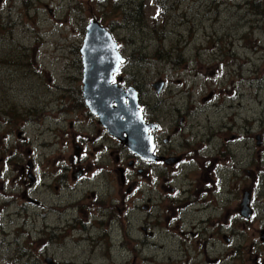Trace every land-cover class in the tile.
Returning a JSON list of instances; mask_svg holds the SVG:
<instances>
[{"label":"rangeland","instance_id":"obj_1","mask_svg":"<svg viewBox=\"0 0 264 264\" xmlns=\"http://www.w3.org/2000/svg\"><path fill=\"white\" fill-rule=\"evenodd\" d=\"M162 1L168 9L157 17ZM174 1L15 0L9 17L0 20V264H45L47 258L56 264H168L183 257L180 246L179 256L170 254L174 244L164 238L172 226L163 212L153 211L154 239L144 246V237L127 231L121 205L108 245L107 220L102 228L91 227L90 222L96 223L92 215L85 223L84 213L71 208L82 203L87 190L99 191L100 180L76 183L70 173L61 172L74 155V140L77 144L83 135L96 134L97 125L82 104L79 56L91 21L117 43L126 62L114 81L136 92L146 122L160 127L161 142L169 139L176 157L182 138L217 140L212 146L222 151L223 160L231 155L233 172L247 179L250 192L258 190L263 209L249 226L264 218V0ZM160 82L157 93L153 86ZM19 148L24 153L29 148L35 160L39 180L33 188L4 164L12 163ZM103 155L108 151L98 157ZM182 171L165 170L169 186L179 188ZM24 190L48 210L27 205L21 200ZM157 192L154 197L175 204L174 211L175 195ZM57 206L66 209L60 218L52 211ZM140 217L131 225L139 227ZM172 222L182 223L178 213ZM181 225L175 233L191 230ZM87 238L101 242L91 250ZM219 243L216 253L225 249ZM237 245L234 240L232 247ZM209 255L215 257L211 250Z\"/></svg>","mask_w":264,"mask_h":264},{"label":"flooded vegetation","instance_id":"obj_2","mask_svg":"<svg viewBox=\"0 0 264 264\" xmlns=\"http://www.w3.org/2000/svg\"><path fill=\"white\" fill-rule=\"evenodd\" d=\"M179 1L175 0L174 3H179ZM14 3L15 0H0V20L9 17L10 11L14 9ZM162 3L163 6L158 7L157 10L160 14L162 11L166 13L168 9L166 2L162 1ZM116 85L118 84L116 83ZM81 98L86 110L85 114L90 116L89 119L97 125L96 134L93 136L83 135L85 138L83 137L77 144L74 140V155L66 159L67 165L61 169V172L70 173L71 180L76 183L87 180L89 183L94 181L93 185H95V181L100 180L97 184L100 192H97L95 188L87 190L85 198L81 199L82 203L75 204L71 208L84 213L85 223H89L88 215H92L96 219V223L90 222L91 227L102 228V220H107L108 245H112L111 228L119 223L122 205L125 206L127 231L129 234L134 232L144 237V241L141 242L144 246H147L148 243L151 245L150 241L154 239V232L150 228L156 226L149 224L153 219V211L163 212L166 225L172 226L171 230L166 228V238H164L171 240L174 244L170 254L174 252L176 256H179L178 246L182 249L181 253L183 254L181 259L175 260L174 263L168 261V264H223V260L226 259L228 260L227 264H250L252 256L253 264H264L261 262L264 257V218L260 217L259 225L249 226L250 222L257 218L263 209L262 201L258 197V190L254 188V192H250L247 188V179L240 178V173L233 172V167L229 162L231 155L226 154L227 160H223L222 151L217 152L215 146H212V142L215 143L217 140L203 142L202 139L191 138L192 135L187 136L189 138H182L176 146L179 153L175 157V153L171 149L172 142L169 139H163L161 142L158 136L160 127L150 119L146 122L143 116L147 125L155 127L154 130L148 131L152 138L154 159L146 161L126 150L118 140L107 133L99 124L98 117L91 114L86 108L82 89ZM20 134L22 135V133ZM21 138L20 143L25 144V138ZM216 139H218V135H216ZM233 140L231 138L230 142ZM260 144V137H257L256 146H260ZM222 145V143L219 144V146ZM103 150L108 151V155L98 157L103 153ZM181 150H183L182 154H180ZM22 151L21 149L17 155L10 157L12 163L7 165L5 160L4 164L18 174V179L23 182L24 186L33 188L39 180L35 174V160L31 156L32 152L29 148L25 153ZM123 154L126 155L125 158L122 157ZM126 161L128 162L124 167ZM1 162L2 160H0ZM56 163L57 161H53L52 164ZM219 165L224 167L215 173V169ZM175 167H182L183 170L178 183L179 188L169 186L171 181L165 173V170ZM254 179L256 178L254 177ZM258 184H261L260 181ZM157 190H161L167 197L172 193L175 195L178 203L174 211L175 204L165 203L159 195L158 199L154 197V193H159ZM110 194L112 195L110 196ZM21 200L39 210H48L42 203L26 197V190L22 192ZM88 200L91 203L84 205V202H88ZM65 210L62 206H57L52 211L57 213L60 218ZM177 213L182 223L172 222L175 221ZM138 214L142 215L140 225L139 227L132 226V222L137 224ZM261 215L264 216L263 213ZM75 221L72 220V222ZM181 224L185 225V228L191 227V230L189 232L180 230L175 233L182 227ZM249 231L253 232L252 235L243 241V236L249 234ZM50 239L54 240L55 237L51 236ZM89 239L87 238L86 242H89L91 250L101 242L98 239ZM234 240L238 242L236 247H232ZM219 241L225 249L216 253L215 249L217 245H220ZM187 247L189 248L187 249ZM209 250L212 254L215 253L214 258L209 255ZM189 251L192 255L188 254ZM233 255H235V259L231 257ZM48 260L51 264H56L49 258L45 259L44 263L47 264Z\"/></svg>","mask_w":264,"mask_h":264},{"label":"water","instance_id":"obj_3","mask_svg":"<svg viewBox=\"0 0 264 264\" xmlns=\"http://www.w3.org/2000/svg\"><path fill=\"white\" fill-rule=\"evenodd\" d=\"M82 60V97L86 108L98 117L99 124L129 152L146 161L152 156L154 130L143 121L136 92L112 84L113 76L125 60L110 34L96 21L90 22L80 49ZM162 83L153 86L159 93ZM51 264L50 260L46 261Z\"/></svg>","mask_w":264,"mask_h":264}]
</instances>
